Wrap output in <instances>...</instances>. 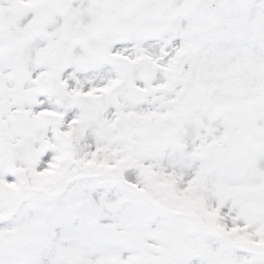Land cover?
I'll use <instances>...</instances> for the list:
<instances>
[{"label": "snow or ice", "instance_id": "snow-or-ice-1", "mask_svg": "<svg viewBox=\"0 0 264 264\" xmlns=\"http://www.w3.org/2000/svg\"><path fill=\"white\" fill-rule=\"evenodd\" d=\"M0 264H264V0H0Z\"/></svg>", "mask_w": 264, "mask_h": 264}]
</instances>
